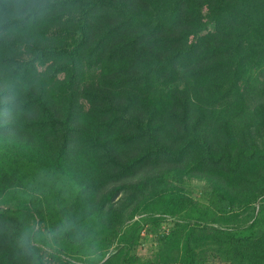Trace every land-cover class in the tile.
<instances>
[{"label":"trees","instance_id":"obj_1","mask_svg":"<svg viewBox=\"0 0 264 264\" xmlns=\"http://www.w3.org/2000/svg\"><path fill=\"white\" fill-rule=\"evenodd\" d=\"M258 62L264 0H0V264H264Z\"/></svg>","mask_w":264,"mask_h":264},{"label":"rangeland","instance_id":"obj_2","mask_svg":"<svg viewBox=\"0 0 264 264\" xmlns=\"http://www.w3.org/2000/svg\"><path fill=\"white\" fill-rule=\"evenodd\" d=\"M161 93V89L158 88L157 94ZM243 96L244 101L242 105L240 106L237 101H232V111H231V117L233 120V123L237 126L238 124L242 123L243 121L250 120L252 118H255L256 116H259V107L258 104L262 101H264V62H258L255 63L250 71H249V77L245 81L244 89H243ZM17 160V161H16ZM15 165L19 168H23V170H27L31 173V171L35 170V165L30 162H25L21 160L20 158L12 159V162H15ZM43 177V174H40ZM183 186L185 189L195 198L202 202H207L208 197L210 194V190L213 185L212 180H208L207 178H200L196 176H187L182 181ZM12 187V185H11ZM15 188H21L18 186H15ZM38 198H40V193H36L35 197L33 198V202H38ZM54 198V196H53ZM52 200V196H51ZM41 204L43 207L46 208L48 206V203L46 199L41 200ZM50 204V201H49ZM257 209V207H256ZM263 214V219L259 222V224L253 229L255 232H261L264 230V208L260 212ZM173 220L168 219L164 221L160 227L158 228V231H167L171 228L173 225ZM53 225H55V220ZM146 226L142 229L140 232L138 243L135 247V253L139 256L147 257L151 254H153L154 250L157 247V241L155 239V234L151 231H148L146 229ZM113 249V246L111 247V250ZM212 260L211 263L216 264L218 262L217 257H211ZM172 264H178V263H172Z\"/></svg>","mask_w":264,"mask_h":264}]
</instances>
